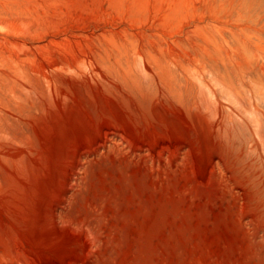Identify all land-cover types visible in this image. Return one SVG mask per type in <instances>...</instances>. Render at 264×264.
<instances>
[{
  "label": "rangeland",
  "instance_id": "1",
  "mask_svg": "<svg viewBox=\"0 0 264 264\" xmlns=\"http://www.w3.org/2000/svg\"><path fill=\"white\" fill-rule=\"evenodd\" d=\"M34 29L87 54L13 70L0 51V264H264V0H0V36ZM51 177L64 257L9 206Z\"/></svg>",
  "mask_w": 264,
  "mask_h": 264
},
{
  "label": "bare ground",
  "instance_id": "2",
  "mask_svg": "<svg viewBox=\"0 0 264 264\" xmlns=\"http://www.w3.org/2000/svg\"><path fill=\"white\" fill-rule=\"evenodd\" d=\"M9 20H11V18ZM19 20L23 19L20 18V16H15V18L12 19V21L17 22ZM12 21L8 22L9 25L12 23ZM24 21L26 22L27 20H23V23ZM13 23L17 24L16 22ZM49 36L50 37L48 39H44V37H42L35 29L33 32L29 30H27V32L15 31L13 34L0 36V51L4 54H7L6 57H8L9 60L14 64L13 70H16L20 64L30 66L31 68L38 65L43 66V63H49L57 56L62 58L69 57L68 59L77 57V60L79 58V54H81L83 58L86 56L87 52L80 41L73 39L68 35L63 37H56L53 35ZM76 54H78V56ZM83 65L85 66V63H83ZM44 75L47 77V73H44ZM45 96L46 98L45 100L43 99V102H41V109L39 110V112H41L40 119L43 122L42 124L37 123V130L41 131L42 135L45 134L47 128L49 129L50 127L49 124H47L49 122L48 113H50L51 108L55 106L53 102L54 97L52 94L49 93ZM58 98L61 99V102L64 101L62 95L58 96ZM206 109H209L210 113L215 111L213 108ZM154 115L157 120L163 122L167 126L169 131L174 132L173 129L178 131L174 124L165 120V117L161 111L155 109ZM207 118L199 117L196 121L199 130L205 134L209 133V130L213 128L211 119L208 120ZM77 121H79V116H77L75 122ZM83 126L84 127H81L80 130H78L77 126L76 128L73 126L71 131H73L72 136L74 137V141L79 139L89 140L91 137H93L94 130H92L88 125ZM60 131L67 133L65 126H63ZM47 134L48 133H46L45 136ZM38 153L39 150H36V154ZM37 159L40 160V158ZM25 160L26 159L24 158V155L20 153L16 163V167L18 166L19 169L22 168V171L24 170V172H26L27 169V162ZM35 166L38 167L37 165ZM13 179L14 178H11V180ZM54 182L55 177H51L50 180L41 185V188H39V184L34 186L31 185L30 188H33L34 190L31 192L33 195L30 198H28V195H25L24 192L20 190V187L17 184L14 185L15 198L9 202V206L13 216L18 222L20 231L26 235V237L35 245L36 248L42 250L46 254H52L56 257H64L65 252L59 251L58 248L69 242V239L65 237V232H62L57 228V225L53 220V216H50L48 213L46 214L40 204V201L43 202L47 196L48 198H51V200L53 197H58L59 192L58 187L56 186L58 184H55ZM30 188H28L29 194ZM41 189L43 194L41 193ZM49 217L51 219H49Z\"/></svg>",
  "mask_w": 264,
  "mask_h": 264
}]
</instances>
